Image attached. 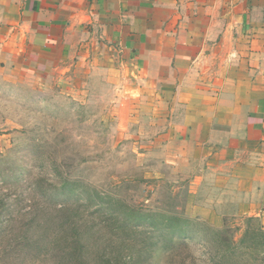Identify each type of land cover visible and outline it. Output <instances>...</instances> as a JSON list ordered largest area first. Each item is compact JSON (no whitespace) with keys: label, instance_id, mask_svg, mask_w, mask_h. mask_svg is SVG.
Masks as SVG:
<instances>
[{"label":"rangeland","instance_id":"1","mask_svg":"<svg viewBox=\"0 0 264 264\" xmlns=\"http://www.w3.org/2000/svg\"><path fill=\"white\" fill-rule=\"evenodd\" d=\"M58 79H0V264H264L248 148L196 154L132 77Z\"/></svg>","mask_w":264,"mask_h":264},{"label":"crops","instance_id":"2","mask_svg":"<svg viewBox=\"0 0 264 264\" xmlns=\"http://www.w3.org/2000/svg\"><path fill=\"white\" fill-rule=\"evenodd\" d=\"M99 72L152 86L196 154L248 148L264 216V0H0L1 80Z\"/></svg>","mask_w":264,"mask_h":264},{"label":"trees","instance_id":"3","mask_svg":"<svg viewBox=\"0 0 264 264\" xmlns=\"http://www.w3.org/2000/svg\"><path fill=\"white\" fill-rule=\"evenodd\" d=\"M69 186L66 182L61 186L60 192H62L64 195H66V188ZM151 214H138L135 211H132V223L140 225L141 223L148 221V224H151ZM152 225V224H151Z\"/></svg>","mask_w":264,"mask_h":264}]
</instances>
